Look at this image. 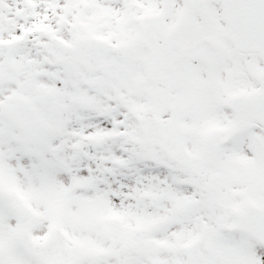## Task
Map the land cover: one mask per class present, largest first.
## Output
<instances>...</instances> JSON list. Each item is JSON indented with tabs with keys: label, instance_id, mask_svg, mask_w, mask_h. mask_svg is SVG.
I'll use <instances>...</instances> for the list:
<instances>
[{
	"label": "snow or ice",
	"instance_id": "1",
	"mask_svg": "<svg viewBox=\"0 0 264 264\" xmlns=\"http://www.w3.org/2000/svg\"><path fill=\"white\" fill-rule=\"evenodd\" d=\"M0 264H264V0H0Z\"/></svg>",
	"mask_w": 264,
	"mask_h": 264
}]
</instances>
